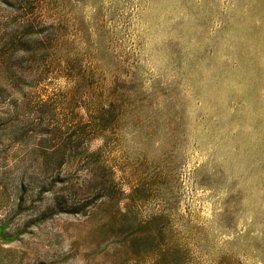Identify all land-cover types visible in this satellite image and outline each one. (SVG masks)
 Listing matches in <instances>:
<instances>
[{
	"label": "rangeland",
	"instance_id": "1",
	"mask_svg": "<svg viewBox=\"0 0 264 264\" xmlns=\"http://www.w3.org/2000/svg\"><path fill=\"white\" fill-rule=\"evenodd\" d=\"M0 264H264V0H0Z\"/></svg>",
	"mask_w": 264,
	"mask_h": 264
}]
</instances>
